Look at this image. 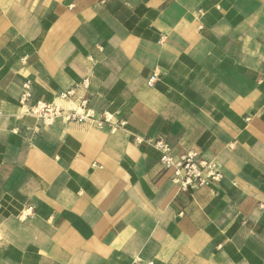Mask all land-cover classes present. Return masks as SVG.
<instances>
[{
    "label": "crops",
    "instance_id": "0c3cea01",
    "mask_svg": "<svg viewBox=\"0 0 264 264\" xmlns=\"http://www.w3.org/2000/svg\"><path fill=\"white\" fill-rule=\"evenodd\" d=\"M135 262L264 264V0H0V264Z\"/></svg>",
    "mask_w": 264,
    "mask_h": 264
},
{
    "label": "built area",
    "instance_id": "2783aa9c",
    "mask_svg": "<svg viewBox=\"0 0 264 264\" xmlns=\"http://www.w3.org/2000/svg\"><path fill=\"white\" fill-rule=\"evenodd\" d=\"M157 80V74L152 75L148 81V86L151 88L154 87ZM71 94L72 92H69L64 95V97L67 98L71 96ZM31 99V85L27 82L24 85V93L20 102L22 106L27 108L28 113L40 117L46 125H51L54 120L63 113V110L57 105L47 104L43 101H37L34 105L27 106V102ZM71 118L81 121L94 119L88 108L87 100H83L80 103L79 110L73 111L70 116V119ZM109 122L110 119L105 117L104 120L99 123V127ZM137 141L140 142L138 139ZM153 145L160 151V161L165 169L173 171L171 182L178 186L180 191H196L198 189L216 186L222 182L224 175L220 166L216 162L203 159L197 151L190 150L179 155H174L172 148L161 139L153 141ZM134 264L140 263L135 262Z\"/></svg>",
    "mask_w": 264,
    "mask_h": 264
}]
</instances>
